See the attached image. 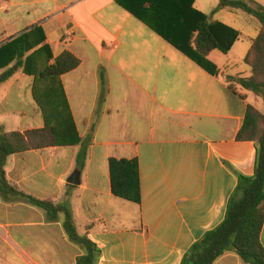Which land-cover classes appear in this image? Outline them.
<instances>
[{"label": "crops", "instance_id": "obj_1", "mask_svg": "<svg viewBox=\"0 0 264 264\" xmlns=\"http://www.w3.org/2000/svg\"><path fill=\"white\" fill-rule=\"evenodd\" d=\"M220 7L219 0L194 2L198 12L239 33L228 54H209L211 74L116 0H0V66L7 64L0 76L15 67V40L38 28L44 41L37 49H50L49 64L64 52L80 61L60 76L71 130L60 129L57 146L6 161L0 264H78L83 255L64 215L51 217L26 197L68 207L77 232L100 250L97 264H181L223 222L237 174L252 176L255 169V144L237 134L247 106H264L261 97L226 82L251 76L244 59L261 26ZM34 84L19 69L0 85L7 133L46 127ZM111 160L137 161L139 204L114 194ZM215 264L246 263L227 253Z\"/></svg>", "mask_w": 264, "mask_h": 264}, {"label": "trees", "instance_id": "obj_2", "mask_svg": "<svg viewBox=\"0 0 264 264\" xmlns=\"http://www.w3.org/2000/svg\"><path fill=\"white\" fill-rule=\"evenodd\" d=\"M116 1L211 74H216V67L207 60L209 54L215 50L228 54L239 38L237 31L212 21V16L198 12L194 8L195 0ZM219 4L230 12L246 14L261 26L259 35L244 59L245 64L251 68V76H232L226 82L234 91L240 87L258 97H264V6L257 0H219ZM40 32L38 28L34 33H26L15 40V67L2 73L0 85L19 69L34 76V98L43 111L46 127L24 133H7L0 125L2 178L5 177V165L10 156L57 146L60 129L71 130L73 126L60 76L76 69L80 61L71 53L64 52L49 64L52 59L50 49H37L44 41ZM2 66L6 67L7 64ZM2 66L0 68H5ZM236 139L255 144L254 174H237L238 184L229 200L223 222L195 242L183 256L181 264H215L227 253H235L246 264H264V248L261 243L264 226V111L248 105L244 125ZM110 175L112 189L117 197L140 203L139 167L136 160H111ZM26 198L46 210L51 217L63 214L70 240L83 250L78 264H97L100 250L87 234L80 235L77 232L68 207L55 205L51 201Z\"/></svg>", "mask_w": 264, "mask_h": 264}, {"label": "rangeland", "instance_id": "obj_3", "mask_svg": "<svg viewBox=\"0 0 264 264\" xmlns=\"http://www.w3.org/2000/svg\"><path fill=\"white\" fill-rule=\"evenodd\" d=\"M260 101L262 103L260 108H263V106H264V97H261V100Z\"/></svg>", "mask_w": 264, "mask_h": 264}, {"label": "water", "instance_id": "obj_4", "mask_svg": "<svg viewBox=\"0 0 264 264\" xmlns=\"http://www.w3.org/2000/svg\"><path fill=\"white\" fill-rule=\"evenodd\" d=\"M221 8V7H220ZM76 177V176H75ZM71 184H77L75 180H70L69 181Z\"/></svg>", "mask_w": 264, "mask_h": 264}]
</instances>
